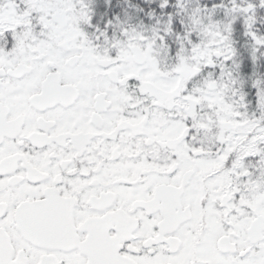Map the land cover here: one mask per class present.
<instances>
[{
	"label": "snow or ice",
	"instance_id": "obj_1",
	"mask_svg": "<svg viewBox=\"0 0 264 264\" xmlns=\"http://www.w3.org/2000/svg\"><path fill=\"white\" fill-rule=\"evenodd\" d=\"M0 264H264V0H0Z\"/></svg>",
	"mask_w": 264,
	"mask_h": 264
}]
</instances>
